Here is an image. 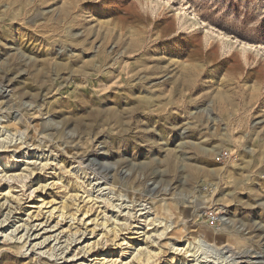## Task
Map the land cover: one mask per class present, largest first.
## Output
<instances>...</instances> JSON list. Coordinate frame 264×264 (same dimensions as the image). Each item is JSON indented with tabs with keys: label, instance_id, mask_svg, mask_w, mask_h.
<instances>
[{
	"label": "rangeland",
	"instance_id": "374dc122",
	"mask_svg": "<svg viewBox=\"0 0 264 264\" xmlns=\"http://www.w3.org/2000/svg\"><path fill=\"white\" fill-rule=\"evenodd\" d=\"M0 264H264V0H0Z\"/></svg>",
	"mask_w": 264,
	"mask_h": 264
},
{
	"label": "bare ground",
	"instance_id": "6f19581e",
	"mask_svg": "<svg viewBox=\"0 0 264 264\" xmlns=\"http://www.w3.org/2000/svg\"><path fill=\"white\" fill-rule=\"evenodd\" d=\"M151 219V218H150ZM152 219H154V218H152ZM154 221H156V218L154 219ZM197 247H199L200 249H206L207 247H210V248H212V246H211V244H208L205 240H203V239H201V241L200 240H198L197 241ZM180 251H181V249H180ZM194 254V252L193 253H191V255H193Z\"/></svg>",
	"mask_w": 264,
	"mask_h": 264
},
{
	"label": "built area",
	"instance_id": "2783aa9c",
	"mask_svg": "<svg viewBox=\"0 0 264 264\" xmlns=\"http://www.w3.org/2000/svg\"><path fill=\"white\" fill-rule=\"evenodd\" d=\"M206 218L207 220L210 221V223H212L213 225H215V223H217V218L215 216V214H213L212 212H209L207 215H206Z\"/></svg>",
	"mask_w": 264,
	"mask_h": 264
}]
</instances>
